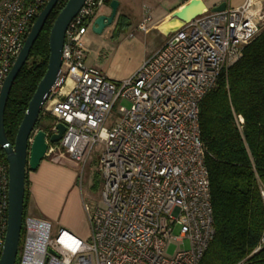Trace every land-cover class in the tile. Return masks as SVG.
Segmentation results:
<instances>
[{
	"label": "built area",
	"instance_id": "1",
	"mask_svg": "<svg viewBox=\"0 0 264 264\" xmlns=\"http://www.w3.org/2000/svg\"><path fill=\"white\" fill-rule=\"evenodd\" d=\"M49 0H0V90L36 17ZM107 0H85L67 25L57 80L41 114L65 126L55 143L85 164L101 145V199L83 210L81 239L27 216L15 264H199L215 230L200 140L199 106L222 73L260 31L246 0L239 8L207 13L183 23L129 78L113 82L84 65V37ZM146 14L137 25L145 31ZM68 83V84H66ZM118 100L119 116L111 110ZM108 124V126H106ZM49 144L45 158L55 155ZM7 166L0 164V251L7 219ZM264 207V188H260ZM187 242L172 257L167 241ZM264 246V226L256 250ZM255 250V251H256Z\"/></svg>",
	"mask_w": 264,
	"mask_h": 264
},
{
	"label": "trees",
	"instance_id": "2",
	"mask_svg": "<svg viewBox=\"0 0 264 264\" xmlns=\"http://www.w3.org/2000/svg\"><path fill=\"white\" fill-rule=\"evenodd\" d=\"M66 2L59 0L48 15L9 91L3 122L11 144L47 69L49 32ZM121 22L119 17L117 25ZM44 117L52 121L49 115L40 114L38 129ZM199 130L206 151L215 230L199 264H264V246L256 250L264 226L260 194L264 188V28L243 46L241 58L202 99ZM0 164L6 165L2 149ZM29 198L26 175L20 242Z\"/></svg>",
	"mask_w": 264,
	"mask_h": 264
},
{
	"label": "crops",
	"instance_id": "3",
	"mask_svg": "<svg viewBox=\"0 0 264 264\" xmlns=\"http://www.w3.org/2000/svg\"><path fill=\"white\" fill-rule=\"evenodd\" d=\"M110 1L112 0H107L106 5L98 11L96 17L110 15ZM115 1L118 2V7L112 24L105 28L100 35L94 34L90 30L84 37L86 48L84 65L96 69L110 81L119 82L131 77L142 62L155 53L168 37L182 26L183 23L174 18L173 13L189 2L201 3L205 7L203 12L213 13L212 9L221 3H226V8L235 9L239 8L246 0ZM263 1L253 0L255 3L254 13L257 17L262 16L260 21L257 20L261 29L264 28ZM146 14L150 15V22L145 31L138 30L137 25ZM119 17H122L121 26L117 25ZM151 32L161 35L162 40L153 50L145 52L142 39ZM90 55L95 56L99 63L91 65L88 62ZM54 122L55 120L52 118V125L48 127V132H50ZM44 128L46 126L41 122V129ZM49 157L52 159L42 160L36 171H28L26 174L30 194L27 208L28 216L38 213L44 220L48 222L54 220L61 228L76 235L80 233L79 223L86 220L82 204L83 199L76 191L69 201H66L64 196L71 186L76 185L77 173H72L69 169L55 162L57 157L54 155Z\"/></svg>",
	"mask_w": 264,
	"mask_h": 264
},
{
	"label": "water",
	"instance_id": "4",
	"mask_svg": "<svg viewBox=\"0 0 264 264\" xmlns=\"http://www.w3.org/2000/svg\"><path fill=\"white\" fill-rule=\"evenodd\" d=\"M59 0H49L40 11L32 24L23 47L6 76L0 90V149L3 150L7 166V219L4 240L0 251V264H15L20 242L23 218V199L25 178L28 171L37 170L40 162L45 158L48 145L57 143L65 131L62 123L55 125L56 133L48 134L44 129L36 127L41 114L42 106L46 102L51 88L54 86L61 65L62 47L65 30L72 18L77 14L85 0H67L56 16L48 37L49 58L47 69L37 84L21 123L18 126L14 142L11 144L4 132V109L9 91L19 70L25 64L29 52L37 39L44 23ZM118 2L110 1L109 16H97L92 23L91 31L100 35L110 26L115 18ZM204 5L198 2H189L183 8L173 13V17L181 23H190L202 15ZM226 9V3H221L212 9L213 13Z\"/></svg>",
	"mask_w": 264,
	"mask_h": 264
},
{
	"label": "rangeland",
	"instance_id": "5",
	"mask_svg": "<svg viewBox=\"0 0 264 264\" xmlns=\"http://www.w3.org/2000/svg\"><path fill=\"white\" fill-rule=\"evenodd\" d=\"M262 11L264 13V1L262 3ZM264 15V14H263ZM162 40L161 35L157 34L156 32H151L148 33L143 39V48L145 52H149L153 50ZM88 62L92 65L93 63H99L95 59V56L90 55ZM95 68V67H94ZM68 84V83H66ZM120 106H128L127 103L123 102L122 100H118L115 103V106L111 110V113L113 116H119V107ZM42 123L45 124V126L48 128L52 125V121L49 118L44 117L41 120ZM108 126V124L106 125ZM56 147L55 150V157H57V160L55 162L59 163L62 167L69 169L72 173H77L78 179H76V185L71 186L67 193L64 196V199L66 201H69L72 197V194L76 191L79 193V195L82 197V199L86 203H97L98 207L103 208L104 205L102 203L101 199V192L103 189V178L101 173L98 171V161L100 157V152H101V145L95 146L93 151L91 152L88 160L86 161L85 164H82V162H76L72 160L65 152L64 150L59 147L57 144L54 145ZM47 160H51L52 158H44ZM43 159V160H44ZM28 216V213H27ZM31 218L34 219H43L41 218V215L38 213H34L30 216ZM51 223V232H50V237L54 238L60 225L54 221L51 220L49 221ZM79 230L80 233L76 234L77 237L81 239H87L89 229H88V224L85 221H82L79 223ZM188 247L187 242H175L172 240L167 241L165 248H164V255L166 257H172L177 251L181 249H186ZM21 248H22V242L19 244L18 248V253H17V260L19 259L21 255Z\"/></svg>",
	"mask_w": 264,
	"mask_h": 264
}]
</instances>
